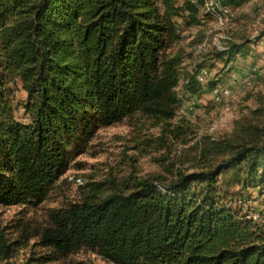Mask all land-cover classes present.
Instances as JSON below:
<instances>
[{
	"label": "trees",
	"instance_id": "trees-1",
	"mask_svg": "<svg viewBox=\"0 0 264 264\" xmlns=\"http://www.w3.org/2000/svg\"><path fill=\"white\" fill-rule=\"evenodd\" d=\"M220 1L231 10L250 0ZM200 2L0 0V205L42 203L99 127L137 112L174 116L181 60L165 50L177 39L176 17L200 24ZM243 44L218 54L228 61ZM184 87L197 91L193 80ZM260 103L264 111V95ZM199 152L221 159L165 183L146 178L102 193L89 183L80 201L47 213L36 233L47 252L30 259L87 249L114 264H264V226L229 190L264 185V123ZM13 243L0 227V264Z\"/></svg>",
	"mask_w": 264,
	"mask_h": 264
},
{
	"label": "rangeland",
	"instance_id": "rangeland-1",
	"mask_svg": "<svg viewBox=\"0 0 264 264\" xmlns=\"http://www.w3.org/2000/svg\"><path fill=\"white\" fill-rule=\"evenodd\" d=\"M184 0H175L181 5ZM200 24L188 26L186 13L176 17L177 39L165 50L166 55L180 56V80L175 88L178 103L170 119L137 112L110 126L99 127L85 151L77 156L69 169L59 178L47 198L37 205H0V227L7 242L15 250L2 264H38L39 257L47 252L38 244L36 233L45 224L47 213L80 201L91 193L89 183H100V193L123 188L135 180L159 178L162 183L174 178V173L198 171L215 164L221 157L205 159L200 147L207 140L234 138L246 123L262 125L264 111L260 97L264 95V0H250L231 9L229 21L216 25L213 17L198 15ZM232 37L234 44L244 43V50L237 47L230 60L218 54L210 43L215 34ZM260 37V38H259ZM207 40L199 58L194 51ZM246 49V50H245ZM203 57L202 63L199 59ZM195 64H204L224 83L236 90L232 80L255 67L259 73L253 87L234 91L231 97L220 102L210 98L209 83H197V91L183 86V79ZM196 84V82H195ZM196 86V85H195ZM16 99L25 97L20 84L14 90ZM195 104H191L190 100ZM259 111V112H256ZM22 116V111L16 113ZM71 178V179H70ZM76 178L81 184L74 182ZM237 191L245 201H240L243 211L254 222L264 226V198L259 189ZM104 191V192H105ZM240 197V198H241ZM239 202V201H238ZM253 215H257L253 218ZM46 264H114L96 253L81 249L67 258Z\"/></svg>",
	"mask_w": 264,
	"mask_h": 264
},
{
	"label": "built area",
	"instance_id": "built-area-1",
	"mask_svg": "<svg viewBox=\"0 0 264 264\" xmlns=\"http://www.w3.org/2000/svg\"><path fill=\"white\" fill-rule=\"evenodd\" d=\"M192 3H198L201 1L200 9L203 13L208 14L210 17H213L216 25H224L229 21V17L231 15V10L224 6L220 0H190ZM232 37L228 35H221L219 33L213 35L210 40V43L213 45V48L216 52L226 51L228 48V44L232 42ZM207 44V40L205 39L194 51V56L199 58L202 51ZM203 57L199 59V62L202 63ZM259 73L255 67L248 69L243 72L242 75L238 78L232 80V83L235 84L236 90H233V87L228 84H224L218 77L215 75L211 69H209L204 64H195L189 70V74L183 79V86L189 84L192 80L198 84L205 85L208 83H212L210 86V98L214 102H220L225 98L231 97L233 92H239L247 88L253 87L256 78ZM190 103L195 104L194 100H190ZM71 179V178H70ZM74 182L78 184L82 183L80 178H76ZM262 198H264V185L259 189ZM257 215H253L255 218Z\"/></svg>",
	"mask_w": 264,
	"mask_h": 264
}]
</instances>
